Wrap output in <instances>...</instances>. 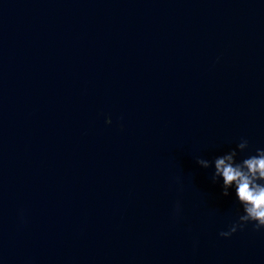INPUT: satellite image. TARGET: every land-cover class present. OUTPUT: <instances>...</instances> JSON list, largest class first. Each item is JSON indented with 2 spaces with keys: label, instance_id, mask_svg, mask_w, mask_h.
I'll return each mask as SVG.
<instances>
[{
  "label": "water",
  "instance_id": "1",
  "mask_svg": "<svg viewBox=\"0 0 264 264\" xmlns=\"http://www.w3.org/2000/svg\"><path fill=\"white\" fill-rule=\"evenodd\" d=\"M242 138L264 0H0V264H264L196 163Z\"/></svg>",
  "mask_w": 264,
  "mask_h": 264
},
{
  "label": "clouds",
  "instance_id": "2",
  "mask_svg": "<svg viewBox=\"0 0 264 264\" xmlns=\"http://www.w3.org/2000/svg\"><path fill=\"white\" fill-rule=\"evenodd\" d=\"M106 124L111 120L106 118ZM248 148V141L241 139L235 149L216 157L213 161L197 158L196 163L202 168L214 167L212 180L222 178V195L228 196L229 189H234L236 202L243 214L232 223L227 231L219 235L230 237L238 229L251 223L254 230H264V149H257L254 155L237 161L238 153ZM178 211V208H177Z\"/></svg>",
  "mask_w": 264,
  "mask_h": 264
}]
</instances>
